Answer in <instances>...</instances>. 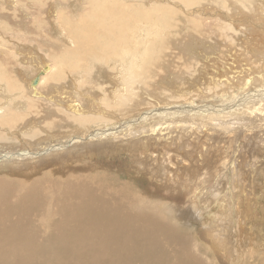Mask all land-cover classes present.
I'll return each mask as SVG.
<instances>
[{
  "label": "bare ground",
  "instance_id": "1",
  "mask_svg": "<svg viewBox=\"0 0 264 264\" xmlns=\"http://www.w3.org/2000/svg\"><path fill=\"white\" fill-rule=\"evenodd\" d=\"M15 1L17 3V0ZM149 1L147 0V2ZM179 1L184 4L183 7H180L181 5L179 6L178 3H173V5L175 4L182 10H186L185 13H191L189 14L190 16L187 15L189 17L187 18L189 21L188 23H191L190 25L195 28L194 30L197 35L205 37L208 33L210 22L212 21L205 15L211 13L210 11L215 9L213 7L215 3L212 2L214 0H210L212 5L204 2L202 3L201 0ZM223 1L222 5H226ZM158 2L162 3V0ZM238 2L241 3L243 7H246L249 12L233 4L234 11L231 10L235 16L234 18L233 16L229 17V19L233 22L236 21L234 23L236 26H239V23H242L243 26L247 25L246 28L250 36V42L247 43L251 44L250 47L255 51V53L253 52L254 55H258L264 59V17L258 16L259 14L257 15L256 12L251 13L253 11L254 0H238ZM87 3L90 5L89 8L84 12L78 11L80 14L77 13L76 16L67 5V8L60 5V7L64 9L63 11H66V14H58L51 20V22H56L61 25L66 38L62 39L65 43H62L60 48L56 51V54L58 53L60 55L58 59L55 58L57 62H55L53 66L58 67V70L55 69L52 71L54 67L52 69L51 67H46L48 71L51 70L49 74L47 72V75H43L41 72L35 75L36 80L32 83V79L30 80L29 78L30 76L26 77L22 71H20L22 73H17L18 69L16 66L11 65L13 61L9 62L5 57H0V83L5 86L4 91L6 92V94H0V264H213L208 261V254H210L215 264L225 263L223 260L225 256L231 259L233 258L236 264V261L240 260V257L236 258V248L233 247V244L237 246L240 241L236 240L239 241L236 243V241L232 239L233 237L231 238L229 232L225 229L226 225L224 226V221H222V219L220 222H218L219 220L216 222L213 219L214 221H212V224H209V226L205 228L206 236L210 240V246H205V244H202L203 242L199 243L192 240L189 235L186 234V231H183V227H181L179 221L184 223L183 220L192 214V212L189 211L191 209L188 210V207H192L190 206L192 204L194 206V202L201 203V201H204L203 199L205 198L206 191H200L199 193L197 187H191L189 190L188 187L186 193L182 194V197L177 196L178 193L176 197H174L175 194L173 195L170 193L172 198L168 200L166 198L169 195L161 191L163 190L162 182H164L165 186L169 181L175 182L174 180L178 181L179 179L182 182L184 181L180 173L185 174L184 168L188 165L184 163L185 160L183 161V158L177 159L175 155H170L167 151L157 154L153 152L151 154V156L156 158L159 162V171L163 167L161 173L159 171V173H154V178L159 177V181L154 180L158 183H155L157 191L161 193L152 195H149V190L147 191V188L137 187L136 182L128 178L120 180L119 177L121 172L116 173L117 176L112 174L113 172L110 171L108 166L110 165L109 161L107 164H96L92 162L91 165H84L80 168L73 166V164V167L71 166V168L64 169L69 161L72 162L80 155L84 156L83 154H85L89 157L91 155H98L102 152L108 154L110 149L116 146L114 144L116 143V138H118L115 137L117 132L125 130L130 125L129 123H122L123 126H121L124 128L121 127L116 130L113 128L114 126L111 127L114 124L112 123L111 125V121L108 122L110 120H108V118H112V116H114L113 112L115 111L119 113L118 110H120V108L124 109L126 107V109H131V106H129L130 104H132L133 107H140L138 106L140 105L139 100H133L132 97H128L131 93L135 94L142 92V94L150 99L154 97L148 90L144 89L145 87L142 88L140 85H135L134 83H136L137 79H140V81L137 82L144 84L145 76L155 73L154 76L156 78L149 76L146 80V82H150L151 80H155V82L148 83L147 87L150 89L158 84L156 81V79L158 80L157 77L164 75L162 72H164V69L166 71V64L171 66V61L168 60L173 59L176 55L177 52H174V49H177L179 43L178 38L162 37L161 34L166 28L174 30L175 32V29L177 30V27H179V22H182L176 20L177 13L175 14V10L171 8L172 5L157 4V0L156 4L154 3L153 5L154 8L150 7L151 9H147L143 6H136V2L125 0H89ZM220 3L221 2H219V4ZM219 4H217L216 10H220V8H218ZM56 7L58 6H52L49 9L52 12L57 11ZM237 9L240 12H238ZM206 10L207 12H205ZM85 12H87L86 15H84ZM219 12H221V10ZM213 14L215 13H212V15ZM209 15L212 17L211 14ZM216 15L215 18H217ZM228 15H226V17ZM84 16L87 17L81 20ZM74 17L76 21L81 20V22L73 29L71 23H73ZM215 18H213L214 21L211 22L213 25L214 23L219 24V20H221L218 18V21H216ZM226 19H228V17ZM225 26L230 27L231 25L225 24ZM142 29L145 32L143 39H145L147 43L144 41V46L146 48H144V46L143 48L145 49V53L142 54V50L139 52L142 54V58L139 59L137 57L141 60L139 64L135 60V57L138 55H136V51L142 48L140 47L139 40H137V38H140L138 33H140L139 31H142ZM166 34L167 33H165V35ZM188 37H191V35H188ZM190 39V41H186L178 47L177 50L179 54L176 56L177 59L182 58L185 52L197 48V46L193 45L195 42L193 38ZM51 46L50 44L49 49L53 50ZM55 50L56 47L54 46V51ZM33 51H35V49H32L30 52H25V55L28 56L30 54L31 57L29 58H35L37 54L34 56ZM128 54H132L134 57L132 65H130L134 72L131 74L133 83L127 81L132 83L133 87H131V85L128 88V95L120 96L123 102L112 104L111 101L105 99L108 97L107 94V97L101 100V97H96L98 93L95 92L96 96L92 98L97 107L91 103L94 107H91L92 109H85V106L88 107L89 101L87 102L88 104L85 105L86 102H84L83 98L85 94L82 92L81 87H84V92H87V94H89V91L93 93L97 85L106 87L107 83L104 85L103 82L98 80V75L104 71L108 74V70L106 69L109 67L107 66L110 64L111 66L116 65L114 61L124 59ZM118 65L117 63L116 66ZM249 67L253 69H247L246 72L240 74L241 77L239 76V81L231 84L232 89L229 92L225 90L226 88L220 90L221 92L218 96H223V98L216 102V104H213L212 101H208L210 104L209 107L202 105L205 107L203 111L206 115L203 113V115L198 116L199 109L201 108L198 109L194 107H191L189 110H184L183 108V110L176 109L175 111L169 112L170 114H167L168 117L159 116L157 113L165 112V108H160L161 110L155 109V111H157L155 114H153L154 108L151 110L152 112L150 109H146L147 111L145 110L144 112L146 113L144 114L147 115L151 113L146 116V119L143 118V120L148 121L147 129L134 134L132 137L133 139L130 137L133 142L131 146L134 151V146L139 143L145 144L147 142L150 144L151 142H156V139L161 138L157 136L160 135L158 133L162 130H167L171 127H181L184 130L195 125H203L205 123V121L204 123L202 122L204 116L205 118L210 117L212 120H222L223 122L221 121L220 124H224L225 126H227V123L237 122L235 120L239 121L245 119L244 121L248 123L244 122V124L242 121V126L248 130L260 127L257 129L259 131L264 128V68L263 66L258 68ZM116 69L118 70V67ZM138 73H145V76L137 75ZM70 75H73V78L77 79L78 84L76 83V91L74 90L68 93L63 90L65 84L62 82H65L67 79L70 80ZM101 77L103 78V76ZM104 77L106 78L105 74ZM121 77L122 76H120V78ZM228 77L229 76H227V78ZM105 78H103V80ZM117 79H115V82H117ZM231 80L233 79L231 78ZM111 82L114 81H110V83ZM225 84L227 85V83ZM25 85H27V88H25ZM159 85L161 86L163 84L160 83ZM115 90L116 89H114V91ZM120 90L122 91V89ZM232 91H234L237 96L231 95V93H233ZM123 92H125V90ZM7 93H12L13 95L9 96ZM109 94L110 93H108V95ZM228 94L229 96H226ZM9 97L10 99H8ZM145 99L146 98H143L142 101L144 102ZM191 99L189 102H191ZM193 99L195 100V97ZM151 100H153V98ZM155 101H157L156 97L153 102ZM246 105H248V107H243ZM103 106L110 108L112 111L106 110ZM216 106H218L219 109L214 108ZM210 108L212 109L210 110ZM237 108H240V110ZM230 109H232V112H229ZM239 113L244 115L239 118L237 117ZM181 114H184L183 116L190 119L194 118L195 122L193 124L191 122V124L188 125L180 124L176 126L179 122H186V120H179V118L183 117L175 116ZM30 116L38 117V119L39 117L42 118L43 121L41 123L44 125H35L37 119H28ZM205 118L203 120H205ZM231 118L237 119L233 121L230 120ZM140 120L143 121L142 119ZM127 122L129 121L127 120ZM251 122L253 125L250 126ZM75 123L85 129L92 126L91 124L101 125V129L99 132L97 129L95 132L84 133L83 130H76L77 132L74 130L72 132L73 124ZM164 123L166 126L163 127V125H165ZM30 127H32V129H30ZM238 128L240 130V125H237V128L228 126L229 135H233ZM13 130L23 132L22 135L24 137H21L22 135L18 133L14 134L15 137H6V133H14ZM42 130L46 137H37L40 136ZM61 132H64V134ZM144 133L148 135L142 136ZM155 137L156 139H154ZM14 139L21 141V143H17L18 145L15 144L17 141L12 143ZM257 139L259 140V138ZM223 155H225V153ZM150 159L153 161L152 158ZM222 159L223 161L219 160L223 163L222 169L227 170L229 158L224 159L223 157ZM136 160H142V158H137ZM152 161L151 164L155 162ZM78 162L80 161L78 160ZM42 166L46 168L42 169ZM98 168L103 169L101 174L97 173ZM138 168L141 170L140 165H138ZM172 170L176 171L175 174L170 172ZM141 182L142 180L140 183ZM160 182L162 185L159 184ZM193 185L192 183V186ZM137 188L141 190L139 191ZM213 200H215L214 204L218 202L220 211L225 212L223 209L225 205L223 204V197L214 195ZM253 203L251 205H253ZM178 205H183V207H178ZM232 207L233 206H231V209H227L231 216L229 214L226 215V212L222 213H224L223 215L228 219L231 217L232 221H234L235 217L233 218V215L235 211L232 212ZM238 207H240L239 202L236 209H238ZM224 208L226 209V207ZM236 213L239 214L240 212ZM174 216L183 217V220L178 218L177 220ZM207 217L208 221L211 217ZM257 217L259 218V216ZM218 226L221 227V230L225 229L223 233H218L216 231V227ZM234 226L236 225H233V227ZM237 226L241 225L237 224ZM245 229L246 228H244V230ZM244 230L241 227L240 232H244ZM245 242L248 243V241ZM262 244L263 242H259L258 239L255 240L254 244L248 246L253 249L257 245L262 246ZM246 245L245 243L243 246L247 248ZM261 251L262 249L259 250V253ZM255 253L257 254V252ZM259 253L258 259H254L256 264L264 257L262 254L263 252L260 255ZM252 255L254 254L250 253L249 256ZM241 259L243 260V257Z\"/></svg>",
  "mask_w": 264,
  "mask_h": 264
},
{
  "label": "rangeland",
  "instance_id": "2",
  "mask_svg": "<svg viewBox=\"0 0 264 264\" xmlns=\"http://www.w3.org/2000/svg\"><path fill=\"white\" fill-rule=\"evenodd\" d=\"M14 1L15 0H13V1L12 0H0V3H1L0 4V49H1L0 57H5V59L9 62L13 61V63H11V65L16 66V68L18 69L17 73H19L20 71L24 72L23 74L26 77L30 76L29 78H30V80L32 79V83H33L34 80H36L35 75L40 74L41 72H42L41 74H43V75H47V72L49 74V72L51 70L48 71L47 68L51 67V69H52L54 67L53 65L55 62H57V59L60 55L58 53L56 54V51L60 48V45H62V43H65L62 40L63 38L64 39H66V38H65L63 29L61 28V25L57 24L56 22H51V20H53L54 17H56V15L61 14V13L63 15L66 14V11H63L64 9H62V7H60V5L64 6L65 8H67V6H68V8L72 11V13H75L74 15L76 16V14L79 13L78 11L84 12L87 8H89L90 5H89V3H87L89 0H44V1H42V0H17V3H16V1L15 2ZM125 1L136 2L135 3L136 6H143L147 9L154 8L153 5H154V3L156 4V0H154L155 2L153 0L152 1L148 0L149 2H147V0H125ZM158 1H161V0H157V4H164V5L166 4L169 6L172 5L171 8H173L175 10V14L177 13L176 14V20H180L183 22V23L179 22V27H177V30L175 29V32H174V30H170V29L166 28L165 31L162 32L161 36L162 37H168V38H171V37L178 38L179 43H178L177 49L182 43H184L186 41H190L191 40L190 38H193V40L195 41L193 43V45L197 46V48L193 49L191 51L187 50L188 52H185V54L183 55L184 58L182 57L183 59L180 58L179 56L178 57L180 59L176 58V56L179 53H178V50L175 48L174 52H177L176 55L174 56L173 59L168 60V61H171V66H168L166 64V71L164 69V72H162V74H164V75L163 76L160 75L161 78H160V76L157 77L158 80L156 79V81L158 82V84H156L154 87H151L150 89L147 87L148 83L155 82V80H151L150 82H146V80L149 76L152 78L153 77L156 78L154 76L155 73H152V74L147 75V76H145V73H143V74L138 73L137 75H140V76L144 75L145 76V78H144L145 82H144V84L141 82H137V81H140V79L136 78L137 80H136V83H134V84L135 85L138 84L142 88L145 87L144 89L148 90V92H150L154 96V97L150 96L151 99L153 98V100L146 97V95L142 94V92H140V93L138 92L135 94L131 93L128 97L129 98L132 97L133 100H139L140 105H138V106H140V107H133L132 104H130L129 106H131V109L130 108L126 109V107L124 109L120 108V110H118L119 113H117V111H115V112H113L114 116H112V118L111 117L108 118V120L110 119L108 122L111 121L110 124L111 125H112V123L114 124L111 127L114 126L113 128H115L116 130L121 128L123 126V124H125V123H129V125H130L125 130L117 132V135L115 137H118V138H116V141H115L116 143L114 144L116 146H114L112 149H110V152L108 154H105V152H102V153H99L98 155H91L89 157H87L85 154H83L84 156L80 155V156L76 157L77 160L75 159L72 161V159H71V161L73 163L69 161L67 163L68 165L66 164L65 165L66 167H64V169L66 170V168L67 169L71 168V166L73 164H74L73 166L80 168V167H83L84 165H91L92 162H95L96 164H100V163L107 164L110 162L109 163L110 165H108V166H109L110 171L113 172L112 174H115V176H117L116 173L121 172L120 177H119L120 180H125L128 178L129 180L136 182L137 187L147 188V191L149 190L148 191L149 195H152V194H158L161 192L157 191L156 185H155V183H157L155 180L159 181V179H158L159 177L154 178V173H157L159 171V168H158L159 162L156 160V158H153L151 156V154L153 152L157 154L160 152L164 153L165 151H167L170 155H175V157L177 159L183 158L182 160L183 161L185 160L184 163L188 166H186V168H184L185 174L180 173V176L182 178H184V181L185 180L186 181L182 182V181H180V179L178 181L174 180L175 182L169 181L165 186H164V182L161 181L163 183V187H162L163 190H161V191H163L169 195L166 199L168 200V199L172 198L170 196V193L173 195L175 194L174 197H176L177 193H178L177 196L182 197L183 196L182 194L186 193V190L188 187H189L188 190L191 187H194V186L197 187L199 193H200V191H206V194L204 196L205 198L203 199L204 201H201L202 204L198 203V202H194V206H193V204L192 205L189 204L192 207H190V208L188 207V210L191 209L189 211H191L192 214L190 215V213H191L190 212L189 213L190 216L188 218H185V220H183V217L181 218L178 216H174L176 219L178 218V219H182L184 221V223L179 221L181 224V227H183V231L185 230L186 234H188L192 240L197 241L199 243L203 242L202 244H205V246H210V244H209L210 240L206 236L205 228L207 226H209V224L211 225L212 221L215 220L217 222V220H219L218 222H220L222 219V221H224L223 222L224 226L226 225L225 229L229 232L231 238L233 237L232 239H234L235 241L236 240L240 241V242L236 241V243L239 242V244L237 246H234V244H233V247L236 248V258L240 257V260H237L236 264H256V261H254V259H256V260L258 259V257H259L258 253H259L260 249H262V251L259 253V255L262 252H263L262 254L264 255V128H262L261 130L258 131L257 129H259L260 127L259 128L256 127V128H253L252 130L249 129L250 130L249 131L247 128L242 126V124L244 122L245 123L247 122V121H244L245 119L239 120V121L235 120L237 122L227 123V126H225L224 124H220L222 120H218L219 121V123H218L217 120H212L210 117L205 118V116H204L205 120H203L204 118H202V122L204 123V121H205L206 124L204 123L203 125H195V126H192L191 128H186L184 130L181 127L180 128L179 127H171L167 130L160 131V133H158V134H160L161 136L158 135L157 137H161V138L156 139V137H155L154 139L157 140L156 142L154 141V142H151L150 144L146 142L145 143L146 145L143 143H139L138 145H135L136 147L134 146L135 151L131 146V144H133V142H132L133 135L137 134L141 130L145 131L147 129L148 121L143 120V118L146 119V116L150 115L151 113H148L147 115L144 114V113H146V112H144L146 109H148V110L150 109V111H151L154 108L153 114H155L157 112V111H155V109L161 110L160 108H165L166 109L165 112H157V113L159 116L161 115L163 117H168L167 114H170L169 112L175 111L176 109L177 110L178 109L189 110V109H191V107H194V108H198V109L201 108V109H199L198 116L203 115V113H204V115H206V113L203 111V109L205 108L204 106H207V107L210 106L208 101H212L213 104H216V102H218L221 98H223V96H218L219 93L221 92L220 90L226 88L225 90H228V92H229L232 89L231 84L239 81V79L241 77L240 74H243L244 72H246L247 69L248 70L253 69L249 66H252L254 68H258V67L263 66V68H264L263 57H260L258 55H254L255 51L250 47L251 44L247 43V42H250L249 32L247 31V28H246L247 25L246 26L244 25L245 26L244 27L242 23H239V26H236L234 24L236 21L233 22L229 19V17L233 16V18H234V16H235V14L232 12V10L234 11L233 4L240 6L245 11H248V9H246V7H243V5L238 2V0H229V1H227V0L223 1L222 0L223 2L226 3V5L224 4L225 6L222 5L223 3L221 0H219V1L218 0H214V1L211 0L213 3H215V5L213 6L215 9L211 10L210 11L211 13H209V14H211V15H212V13H215V14H213L212 17H210L209 14H206L205 16L209 17L212 21H214L213 18H215V15L217 14L216 15L217 18H215V20L218 21V18H220L221 20H219V24L214 23V25H213V23H211L212 22L211 21L210 22L211 26L209 25V27H208L207 35L205 37L204 36L202 37L200 35H197L196 31L194 30L195 28H193L192 25H190L191 23H188L189 21L187 20V18H189L188 16H190L189 14H191V13H185L186 10H182L181 8H179L180 5H181L180 7L184 6V4L181 1H179V0H162V3L158 2ZM201 2L202 3L204 2L206 4L209 3V5H212L210 3V0L209 1L201 0ZM219 2H221L220 3L221 5L219 4ZM173 3H178L179 6H177L175 4L173 5ZM217 4H219L218 8H220L221 12H219L220 11L219 9H218L219 11L216 10ZM227 5H228V7H227ZM52 6H58V7H56L57 11L52 12L49 9ZM219 6H221V7H219ZM193 9H195V8H193ZM237 11L240 12L238 9H237ZM180 12H181V14H180ZM205 12H207V10ZM254 12H256L257 15L259 14L258 16L264 17V0H254L253 11L251 13H254ZM86 14H87V12H85L84 15H86ZM225 14L228 15L227 16L228 19H226L227 17ZM86 17L84 16L81 20H83ZM181 18H183V19H181ZM81 20L76 21V18L74 17L73 23H71V26H73L72 28L74 29L76 27V25H78V23L81 22ZM225 24H230L231 26L226 27ZM189 27H190V29H189ZM43 28H44V30H43ZM73 29H71V30H73ZM142 31H143V29H142ZM142 31H139L140 33H138V34H139L140 38L139 39L137 38V40H139L140 47H142V48L139 49L138 51H136V55L137 54L138 55L135 57V60L139 64L141 63V60H139V59L142 58V54L145 53L144 48H146L144 46L145 39H143V37L145 36V32L144 31L142 32ZM165 33H167V34L165 35ZM194 33H196V34H194ZM140 34H141V36H140ZM179 34H180V36H179ZM188 35L189 36L191 35V37H188ZM194 36L196 39L194 38ZM55 39H56V42H55ZM142 41H143V43H142ZM145 42L147 43V41H145ZM49 43L52 45L51 47L53 48V50L49 49L50 48ZM54 46L56 47L55 51H54ZM143 46H144V48H143ZM32 49L33 50L35 49V51H33V53H34V56L37 54V56L35 58H38V59H35L34 57H32V59L29 58V57H31L30 54H29L30 56L25 55L26 54L25 52H30ZM141 50H142V54L139 53V52H141ZM190 53H191V55H190ZM131 55L132 54L126 55L127 59L124 58V59H120L121 61L119 59L114 61L116 63V65H117V63L119 64L118 66L114 65L116 67H114L113 65L111 66V64L108 65L107 67H109V68L106 69V70H108V74L106 71H104L100 75H98V80L103 82L104 85L106 83L108 84V85L106 84V87H104V86L100 87V85H97L96 89L93 91V93H92V91H89V94H87V92H84L83 86L81 87L82 92L85 94L83 97L84 102H86L85 105H87L89 103L88 107L85 106V109H92L94 106L97 107L95 105V103L93 102L94 100L92 98L93 96H96V95H98L96 97H101L100 98L101 100H103L105 97L108 96L105 99H107L108 101H111L112 104H119V103L123 102V101H121L123 99L120 96L128 95L129 94L128 88L131 85H132L131 87H133V84H132L133 80H132L131 74H133L134 72L132 71L133 68H131L130 65H132V60L134 57H133V55L132 56ZM55 58H57V59H55ZM129 58H130V60H129ZM51 59H52V61H51ZM31 61H32V63H31ZM162 61H164V60H162ZM121 62H124V63H121ZM175 63H177V64H175ZM58 64H59V62H58ZM117 67H118V70L116 69ZM113 68H115V69H113ZM119 68H120V71H119ZM229 68H230V70H229ZM55 69L58 70V67H54L52 69V71H54ZM126 69L129 71L130 74L128 73V71ZM116 71H118V72H116ZM121 71H123V72H121ZM22 72H20V73H22ZM110 73H111V75H110ZM104 74L106 75V78L104 77ZM112 74H114V75H112ZM109 75L113 76V77L115 75H117L118 77L115 76L113 78V77H110ZM101 76H103V78H105V79L103 80V78ZM120 76H122L121 77L122 79L120 78ZM227 76H229V77L227 78ZM33 77H34V79H33ZM69 78H70V80L67 79L65 82H62L65 84V87L63 90L67 91L68 93H70L74 90L76 91L77 90L76 89L77 88L76 83L78 84L77 79L73 78V75H70ZM231 78L234 81L231 80ZM115 79H117L116 80L117 82H115ZM124 79H126V80H124ZM108 81H109V83H108ZM110 81H114V82L110 83ZM127 81L132 82V83H129ZM125 82H127V83H125ZM113 83H114V85H113ZM160 83L163 85L160 86L159 85ZM225 83H227V85ZM228 83H229V85H228ZM158 85H159V87H158ZM29 86L31 87L30 84H29ZM4 87L5 86L2 83H0V94L1 93L6 94V92L4 91ZM25 88H27V85H25ZM117 88H118V90H117ZM227 88H229V89H227ZM99 89H101V90H99ZM114 89H116L117 91L116 90L114 91ZM120 89H122V91ZM96 90H98V91H96ZM124 90H125L126 94H125V92H123ZM113 91H114V93H113ZM95 92L98 94L95 95ZM232 92L233 93H231V95H235L234 91H232ZM91 93H92V96H91ZM108 93H110V94L108 95ZM7 94L9 96L13 95L12 93H7ZM106 94H107V96H106ZM229 94L226 96H229ZM63 96H64V94H63ZM74 96H76V95H74ZM235 96H237V95H235ZM155 97H156L157 101L153 102L155 100ZM194 97H195V100L193 99ZM110 98H112V99H110ZM143 98H146L144 100L145 103L142 101ZM8 99H10V97ZM113 99H114V101H113ZM190 99H191V102H189ZM160 101H163V102H160ZM170 102H171V104H170ZM207 102H208V104H207ZM91 103L94 106H92ZM190 103L192 106L190 105ZM202 105H204V106H202ZM200 106H202V107H200ZM243 107H248V105L243 106ZM103 108H105L106 110L112 111L110 108H108L106 106H103ZM214 108L219 109L218 106H216ZM211 109L212 108H210V110ZM232 109H230L229 112H232ZM237 109L240 110V108H237ZM221 113H223V112H221ZM226 113H228V112H226ZM183 115L184 114L175 115L178 117H183V118H179V120L180 119H182L183 121L186 120L185 123L179 122L178 124H176V126H178L180 124L188 125V124H191V122L193 124L195 122L194 118L190 119V118H187L186 116H183ZM242 115H244V114L239 113L237 115V117L240 118V117H242ZM125 117H127V118H125ZM29 118H32V120L37 119V121L35 122V125H37V124H38V126H39V124H40V126L44 125L43 123H41L43 121V119L40 117L38 119V117L30 116V117H28V119ZM129 118H131V119H129ZM220 118H223V117H220ZM140 119H142L143 121H141ZM224 119L226 120L225 117H224ZM234 119H237V118H231L230 120L234 121ZM127 120L129 122H127ZM138 121L139 122L141 121L142 125H141V122L139 123ZM242 121H243V123H242ZM240 122H241V124H240ZM166 124H167V122H166ZM166 124L163 125V127L166 126ZM217 124H219V125H217ZM73 125L74 126H73L72 132L74 130H75V132H77L76 130H78V131L83 130L84 133L95 132L96 129L99 132L101 129L100 128L101 125L91 124L92 126H89L86 129L82 126L77 125L76 123ZM106 125H108V124H106ZM237 125H240V127H241L240 130L238 128L237 131H235V133L233 135L232 134L229 135V129H227V127L231 126V128H233V127L237 128ZM251 125H253L252 122L250 123V126ZM122 128H124V127H122ZM30 129H32V127H30ZM125 131H128V132H125ZM15 133L22 135L23 132H21L19 130L14 131V133L7 132L6 137H15V135H14ZM40 133H41L40 136H37V137H46L43 130ZM61 133L64 134V132H61ZM143 135H148V134L144 133V134H142V136ZM21 137H24V136L22 135ZM257 138H259V140ZM15 141H17V142L15 143ZM12 143H15L16 145H18L19 143H21V141L14 139ZM127 145L131 146V147H128ZM139 145H140V147H139ZM224 153H225V155H223ZM223 157H224V159L229 158L227 170L222 169L223 163L221 161H219V160L223 161V159H222ZM135 158L136 159L142 158V160H136ZM150 158H152L153 161H155V162H153ZM196 158H197V160H196ZM78 160L80 162H78ZM87 160L88 161L90 160V161L88 162ZM144 160H145V162H144ZM151 161L153 162V164H151ZM136 163L138 165H140L142 171L139 170L138 165ZM110 167H112V168H110ZM214 167H216V168H214ZM243 167H245V168H243ZM41 168L44 169L46 167L42 166ZM75 169H77V168H75ZM162 170H163V167L160 169L159 172L161 173ZM102 171H103V169L98 168L97 173L101 174ZM173 171L174 170H172L170 172L175 174L176 171H174V172ZM5 172H8V171H5ZM131 172L132 173L134 172V173L132 174ZM141 180H142V182L140 183ZM152 180H154V181H152ZM161 182L159 183L160 185H162ZM185 183H187V184H185ZM192 183L194 184L193 186H192ZM201 187H202V189H201ZM139 188H137V189L140 191L141 189H139ZM214 195H220L223 197V204H225L223 206V209L225 210L226 213L224 211H220V206L218 205V202L214 204V202H215V200H213ZM249 198H251V199H249ZM234 199H235V202H234ZM252 199H253V201H252ZM238 202H239L240 207H238V209H236ZM252 203H253V205H251ZM247 205H248V207H247ZM181 206L183 207V205H178V207H181ZM231 206H233L232 212L235 211V213L233 215V218L235 217L234 221H232L231 217H229V219H228L226 216L223 215L224 213L226 215L229 214L227 209H231ZM253 206H254V208H253ZM224 207H226V209ZM192 208L194 209V211ZM204 209H206V210H204ZM239 209H241V210H239ZM244 210H245V212H244ZM222 212H224V213H222ZM236 212H240V213L238 214ZM205 214L207 216H209V218L211 217L209 219L210 221L209 220L207 221L208 217ZM242 216H243V218H242ZM257 216H259V218ZM239 219H240V221H239ZM242 221H243V223H242ZM249 221H250V223H249ZM237 224L241 225V226H237ZM250 224H251V226H250ZM252 224H253V226H252ZM233 225H236V226L233 227ZM228 226H231V227H228ZM241 227L243 230H244V228H246L244 230V232L241 231L242 233L240 232ZM225 229L221 230L220 226L216 227V231L218 233H223ZM229 229H230V231H229ZM248 229H249V231H248ZM234 230H236V231H234ZM235 232H236V234H235ZM233 233H234V235H233ZM203 234H204V236H203ZM245 234H246V237H245ZM246 239H248V240H246ZM258 239H259V242L260 241L263 242L262 246L257 245L258 247L256 246L253 249L249 248L248 245L254 244L255 240H258ZM245 241H248V243ZM245 243L247 244L246 245L247 248H245L243 246V245H245ZM257 248H260V249H257ZM255 252H257V254ZM250 253L254 254V255L249 256ZM207 256H208V261L215 264V262L212 260V258L210 256V254H208ZM242 257H243V260L241 259ZM220 259H222V258H220ZM223 260L225 262L223 264H235L233 258L231 259L228 256H225L223 258ZM263 262H264V257L257 264H261Z\"/></svg>",
  "mask_w": 264,
  "mask_h": 264
}]
</instances>
